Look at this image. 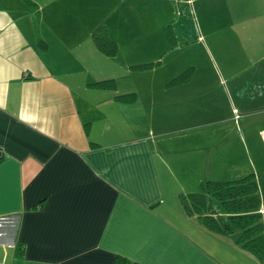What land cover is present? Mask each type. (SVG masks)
Masks as SVG:
<instances>
[{"label":"crops","instance_id":"0c3cea01","mask_svg":"<svg viewBox=\"0 0 264 264\" xmlns=\"http://www.w3.org/2000/svg\"><path fill=\"white\" fill-rule=\"evenodd\" d=\"M150 1L170 11L186 0ZM196 1L223 13L226 27L234 12L264 21V0ZM86 8L0 0V264H264L179 200L203 182L264 173V53L242 69L243 93L197 95L177 83L120 91L93 40L109 32L85 28ZM106 80L114 90L93 85ZM213 99L247 109L213 132L204 103ZM212 170L230 179L211 180Z\"/></svg>","mask_w":264,"mask_h":264},{"label":"rangeland","instance_id":"374dc122","mask_svg":"<svg viewBox=\"0 0 264 264\" xmlns=\"http://www.w3.org/2000/svg\"><path fill=\"white\" fill-rule=\"evenodd\" d=\"M85 2L91 6L85 10V28L94 30L105 26L109 32L107 39L118 44L115 55L109 57L108 62L110 74L120 91L159 83L166 86L178 78L181 82L177 84L195 88L197 95L202 92L198 89L205 87L210 89L212 97L224 88L234 94L243 93L249 75L242 69L252 66L256 51L259 52L257 56L264 53V21L260 19L254 24L241 21L237 18L239 12L232 13L233 18H229L232 23L228 22L226 27L223 13L219 10L205 13L203 2L196 0L181 2L170 11H160L161 8L150 0H140L137 5L131 0ZM125 3L132 5L131 9L125 7ZM240 13L241 17L247 14L244 11ZM95 31L98 32L97 29ZM157 62L160 64H154ZM204 103L207 104L205 109L210 110L208 118L213 132L222 126L219 119H226L234 126L242 119L241 111L243 113V109H247L243 108L244 100L233 99L227 103L213 99ZM249 125L256 128L259 123ZM211 134L212 139H219L216 134ZM244 134L245 143H250ZM229 137H232L229 141L232 143L236 135L230 133ZM170 141L179 143L183 140L175 136ZM215 171L211 172V180L230 179L226 172ZM199 189L198 186L194 188V193Z\"/></svg>","mask_w":264,"mask_h":264},{"label":"trees","instance_id":"16d2710c","mask_svg":"<svg viewBox=\"0 0 264 264\" xmlns=\"http://www.w3.org/2000/svg\"><path fill=\"white\" fill-rule=\"evenodd\" d=\"M99 50L114 56L116 44L105 36H94ZM176 78L170 84L180 83ZM95 87L114 90L113 80L93 84ZM131 100L133 95L118 96ZM180 205L188 217L196 216L209 231L228 236L236 234V243L259 260L264 259V173L257 172L229 182H203L197 193L179 196ZM116 264H132L117 258Z\"/></svg>","mask_w":264,"mask_h":264}]
</instances>
